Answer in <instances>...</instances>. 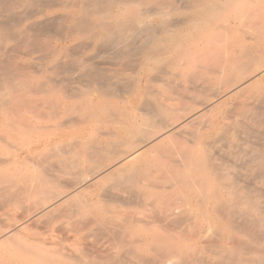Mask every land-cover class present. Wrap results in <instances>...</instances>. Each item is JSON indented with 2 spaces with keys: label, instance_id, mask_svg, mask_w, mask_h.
<instances>
[{
  "label": "bare ground",
  "instance_id": "bare-ground-1",
  "mask_svg": "<svg viewBox=\"0 0 264 264\" xmlns=\"http://www.w3.org/2000/svg\"><path fill=\"white\" fill-rule=\"evenodd\" d=\"M52 9H60L62 13L52 15L50 12ZM258 11L263 15L260 23L256 21L261 16L257 14ZM263 11L264 0H0V65L3 66L9 59L16 58L19 43L31 35L35 37L34 46L31 45V50L34 48L33 50L41 54H39L40 57L32 58L30 54L32 51L29 53L30 47L28 53L25 54L31 55V57L28 55V59L31 58V60L29 59L31 64L33 59L38 58L39 62L34 61L38 64L35 67L38 66L36 69L41 75L45 74L44 81L38 83L36 81L37 84H33L32 91L22 96L23 100L29 101L31 107L29 113L33 115L31 118L34 119L28 122L29 116H27L28 119L25 117L27 120L22 116L28 122L26 124L21 123L25 128L24 130L21 129L22 133L18 130L21 124L13 123V126L16 125L14 128L17 127V131H19H14L16 134H27L30 129L41 131V129L47 128L45 126L46 121H48L47 123L52 122L51 127L54 126L55 128L69 125L71 126H68L69 128L81 130L88 126H94L95 129L90 133L92 137L87 141L80 140L82 141L79 143L81 151L78 144L79 150L73 148L72 150L75 155L80 154V152L83 156L90 155V153L103 154L107 147H112L120 142L124 143L125 141L123 142L122 139L126 136L136 135L147 126L150 128V124L157 123L156 121L164 120L165 122V118L168 116H166L167 112H172L174 109L171 105H165L157 94L162 93L158 91L159 89H161L160 91L165 89V85L163 86L161 83H165L164 81L170 83V79H174L175 76L190 81L200 74L202 79L200 81H204L202 83L204 86L198 87L200 85L198 83L196 86L202 88V91L199 90L200 93L208 92L207 94L211 99L205 100L204 96L207 95H202L204 100L200 103V107H202L205 115L206 112H216V116L213 115V121H210V126L209 124L206 125V127H210H208V133H205L206 129H203L205 131L201 133L202 128L200 132L197 131L198 127H196L197 130L194 127L206 123L203 122L205 118L203 119L204 114L202 112L185 116L186 118H182L184 120L179 122L180 124L177 122L171 124V122L165 125L163 132H161L163 135L170 133L172 135L176 133L184 135L185 139L186 136L190 139L188 145L190 142L194 144V146L183 148L177 154L179 158L173 157L175 151L170 148L160 149V141H164L167 136L165 139L162 137L163 140H160V137L157 140L159 142L155 143L154 141L155 144L152 145L149 142L150 138L146 139V136L142 139L138 138L140 139L139 141L137 139L139 146L151 147L155 150L151 149L150 153L153 151L156 153V149H160L158 150L159 154L153 155V160L149 161L151 158L148 162L147 159L144 160L145 152L143 149L134 152L126 151L123 158L122 155L119 157L118 163L113 166L109 165L110 167L105 168L100 173L96 172L99 171L98 169L94 172L96 174H90L89 169L85 176L89 174L91 178L82 179L79 187H77L79 183L75 184L77 189L74 188L76 192L73 191L75 192L73 196H71L73 193L69 194L71 198L67 197L66 194V197L58 199L61 204L57 202V197L56 200L54 199L62 208L67 207L65 203L68 205L77 204L78 208L75 211L72 210L74 207L69 211L70 215L76 217L77 224L81 225V228H76V232L73 229V234L76 233V236L73 237L75 238L74 241L72 240L74 243L75 241L82 242L85 233L88 232V235L92 236L90 231H94L95 236L104 235L103 237L100 236L99 240H101L100 238L106 239V237L109 239L110 242L108 241V243H110V247L112 246L111 251L107 249L109 252L102 255L99 253L98 256H102L99 259L80 258L81 255L79 258H69L70 262L68 260L65 262L64 259L63 263L58 260L59 263H57L56 259L54 262V258L51 260V257L48 258L49 256L46 259L45 250L42 248L46 242L42 240L45 243L42 242L43 245H41V241L37 242L40 238L34 237L38 239H35L37 243L32 242L34 238L30 241L32 245L34 244L31 251L34 252L35 261L41 260L42 262L49 259L51 264H72L71 259L76 261L75 264H264V134L261 132L264 129V84L256 86V81L255 84H253L254 81L252 84H245V82L241 84L242 80L237 81L236 84L233 83L234 85L230 84L231 77L232 79L237 78L234 76L241 75L242 72L246 73L244 68L248 64L257 58L259 59V56L264 57ZM253 15H258V17L252 18ZM254 19L257 23L253 22ZM246 33H248L247 37ZM28 40L30 41V39ZM30 43L33 44L32 41ZM37 53L34 52L36 55ZM212 54L217 59V64L209 62L207 57ZM63 59H68V61H63ZM250 67H246L248 71ZM14 72L16 73V71ZM243 73L241 79L244 78L245 74ZM261 74L264 75V66ZM3 76L1 77L4 78ZM42 78L40 79L42 80ZM12 80L7 79L0 84V115L2 116L1 119L6 121L4 128L12 126L10 119L14 114L9 110L10 107L7 109L6 105L10 102L9 99L11 100L14 88L15 90H23L22 87H24L21 83V86H13ZM69 80L83 83L86 85V89L74 88L68 93L65 92L66 88L64 87V90L60 83ZM184 80L183 82H185ZM21 81L23 80L17 79L16 82ZM172 90L170 89V91ZM20 93L23 92L20 91ZM190 93L192 92L190 91ZM14 94L16 96L18 93ZM108 96H112L114 99H116L115 97L123 99L122 102L136 97L138 106L136 109L142 117L136 114L137 112L134 115L126 114L125 106L122 108L123 106L120 104L121 107L118 105L110 106L112 101L106 100ZM16 98L18 101V97ZM231 99L238 100V115L226 123L227 115L224 117L225 111H223V107L221 108V104L228 103V100ZM235 103L237 104V102ZM39 110L43 111L44 115L40 113L43 116L38 114L41 112ZM229 112L231 113V110L227 113ZM235 114H237L236 111ZM19 115L21 116V113ZM210 115L208 116L211 117ZM60 117L65 118L64 123L58 121ZM221 117L225 119L220 121ZM13 119L15 120V117ZM206 119L209 121L211 118L206 117ZM188 126H193L196 131H189ZM62 128L64 129V127ZM25 130L26 132H23ZM52 130L53 128L46 131L47 134ZM5 132L8 133L9 131ZM5 132L3 131V133ZM84 132L86 131L84 130ZM38 133L33 131L30 136L41 134ZM119 135L125 137L122 138ZM103 136L108 139H102ZM117 136L121 139L116 138ZM29 140L25 141V144L30 142ZM34 140L31 141L34 142ZM11 141L13 140L11 139ZM19 141L18 139L16 142L19 144ZM44 142L42 138V140H37L32 144L28 143L26 148L24 146V149L22 148L23 150L18 154L15 153L17 155L14 156L22 157L24 160L41 159L42 162L47 163L51 151L46 149L47 146L44 145ZM17 143H15L16 147L18 146ZM23 145L20 144V146ZM183 145H186V142ZM52 146L55 147V145ZM6 152L10 153L11 150H6ZM57 153L55 152V155ZM51 154L53 155V153ZM152 154L147 153L145 157ZM160 156L169 158V163H161ZM57 157L62 171L68 172L74 165V160H71L70 157V160L66 157L65 159L59 158V154ZM87 157L89 160L90 157ZM2 159L5 160V157ZM13 161L15 163L16 160H12V163ZM22 162L21 160L20 165H23ZM50 165L48 164V166ZM75 166L76 164L73 167ZM10 173L7 172V175ZM56 173L58 175L59 171ZM11 176L12 179L11 177L8 179H11L12 182L15 181L12 174ZM5 177L8 182H11L7 176ZM24 178L26 177L24 176ZM18 179L22 181L23 177ZM26 180L22 182L23 184L20 181V184L25 186L28 181ZM67 182L69 183V181ZM75 182L77 183V181ZM44 184L47 187L50 185L48 182ZM96 185H99L100 189L98 186L99 191L94 194L95 200L93 197L90 201L89 197L86 201L79 199L82 191L88 190L87 192H89L91 190L93 192L91 188ZM32 187L31 189H34ZM12 189L13 185L11 189L5 185L4 187L0 186V207L15 210L17 202L14 198L15 190ZM19 189L20 186L18 192ZM38 189L37 187V193L41 192ZM115 190L119 192L115 194ZM40 192L39 194H41ZM81 194L82 199H84L83 193ZM112 195L119 198L123 196L125 200L127 198V204L136 202L138 206L140 204V207L143 205L145 208H149L151 221H147L145 218L146 221H140L139 224L134 221L135 219L133 220V217L139 219L137 215H134L135 212L132 218L129 217L131 214L126 215L125 211H123L125 215L120 213L118 207L111 201L112 198L109 199ZM21 197L23 196L19 198ZM49 202L51 203V201ZM117 204L119 205V203ZM46 205L45 203L43 206L46 208ZM49 205L51 207L47 206L46 209L43 206L40 207L42 208L41 211L35 212V215L30 219L25 217L27 221L22 223L33 224V222L41 221L44 217L47 218V215L50 217V213H55L57 208H53L52 204ZM36 210L38 209L36 208ZM125 210L131 209L126 208ZM142 210L139 209L138 211ZM143 211L140 213L144 214ZM6 212L8 213V211ZM9 212L11 213V211ZM146 213L145 215H147ZM142 214H140L141 219L144 218ZM15 217H20L21 220V216L17 217L16 215ZM73 219L72 227L75 226V218ZM68 222L70 223L69 219ZM10 227L12 228H8L9 231H6L7 233L5 232L4 235L0 233V243L2 241L8 242V239L12 237L11 235L20 230L16 228L18 226ZM69 233L70 236L71 231ZM14 236L18 235L15 234ZM23 238L27 240V237ZM25 240L23 242H26ZM84 240L83 243H86ZM30 241L23 244H28L30 248ZM95 243L97 247V242ZM101 244H98V247L99 245L105 247L104 243ZM92 247H94L93 244ZM6 249L7 254L12 252L9 247ZM103 249L102 252H104ZM107 250L105 249V251ZM49 251L48 248L46 253ZM24 252L26 251H23L22 254ZM15 254L14 256H16ZM28 256L31 258L30 255ZM16 257L18 258V256ZM31 259L29 260L31 261ZM16 261L19 263V260L16 259Z\"/></svg>",
  "mask_w": 264,
  "mask_h": 264
},
{
  "label": "rangeland",
  "instance_id": "rangeland-1",
  "mask_svg": "<svg viewBox=\"0 0 264 264\" xmlns=\"http://www.w3.org/2000/svg\"><path fill=\"white\" fill-rule=\"evenodd\" d=\"M51 14L52 15H59V14H61L62 13V11H60V9H52L51 11ZM55 12V13H54ZM260 11H258L257 12V14H259V16H260V19H259V17H258V15H253V17L252 18H257L256 19V21L258 22V23H260L261 21H262V19H263V15H262V13L260 12ZM264 12V11H263ZM256 14V13H255ZM255 21V19L253 20V22H255V23H257ZM30 37H27L26 39H23L20 43H19V47H18V53H16V58H14V59H9L7 62H6V64H4L3 66H1L0 65V73H1V75H0V84L3 82V81H5V80H10V79H13L12 80V83H13V86H17V85H19V86H21V85H23L24 87H22L23 88V90H18V89H16L15 90V88H14V92H13V95L11 96V100L9 99V101L10 102H8L9 103V105H11V106H9L8 105V103H7V109L10 107V111L11 112H13L12 114H14L13 115V117H15V120L13 119V117L10 119L11 121V123H12V126L10 125V126H8V127H6V128H4V125H5V122H4V120L3 119H1L2 118V116L0 115V125H2V126H0L1 127V129H0V133L2 134H0L1 136H0V164H1V166H0V170H3V171H0V186L1 187H4V185H5V187H8V188H12V185H13V191H14V193H15V196H14V198H15V201L17 202V205H15V210L13 209L12 210V208L9 210V209H5V208H2V207H0L1 209H0V233L1 234H5V232L6 231H9V229L8 228H12V227H10V226H14V227H16V226H18V227H16L17 229H20L19 231L17 230V232L15 233L16 235H18V236H14L15 234H13V235H11L12 237L11 238H9L8 239V242L6 241V242H4V241H2V243H0V263L1 264H43L44 262H45V264H51L48 260L50 259V257H51V260L53 259L54 260V262H55V259H56V262H57V260L60 262V263H63L64 262V259L66 260L65 262H70V260H69V258H71V257H80L81 255V257L80 258H82V257H86V258H88V259H90V260H92V258H94V259H99V258H101L102 256V254H105V253H107V252H109V250L111 251V249H112V246L110 247V243H108V241H109V239L106 237V239L105 238H100L101 240H99V237L101 236V237H103L104 235H97V236H95L96 234L94 233V231H90L91 233H92V236H90V235H88V232L87 233H85L86 235H85V240H84V242H86V243H83V240H82V242H81V244H80V242L78 243V242H76L75 241V243L73 242L74 241V239L75 238H73V237H75L76 236V233L75 234H73L74 233V231H73V229H75V232H76V230L78 229V228H81V225H79V223L77 224V219H76V217L74 216V215H70L69 214V211H71V208H73L72 210H76V208H78L77 207V204H71V205H73V206H71L70 204V206L67 204V203H65V205H67V207L66 206H64L63 204V206H64V208H62V206L61 207H59L58 205L59 204H61V202L59 201L60 199H62V198H64V197H66V194H67V197H69V198H71V196H73L74 194H75V190L77 189V188H75L76 187V185H77V187H79V185H80V182L82 181V179L84 180V179H90L91 178V176H89V174L88 175H86L85 176V174L87 173V171H89V169H90V174H92L93 173V175L94 174H96V173H94L95 172V170H98L99 169V171H96L97 173H100L101 171H103L105 168H107V167H110L109 165H111V166H113V165H115L116 163H118L119 162V157L122 155V158H123V156H124V152H126V151H132V152H134V151H136V150H139V149H143V151L145 152V155H144V160H146L147 159V162H148V160L149 161H151V160H153V155L155 156V154L157 155V154H159V152H158V150H162L163 148H170V149H172L173 151H175V154H174V156L173 157H175L176 156V158H179V155H177L183 148H187V147H190V146H194V144H191L192 142H190L189 144L190 145H188V142H189V138L186 136V139H188V140H186L185 139V136L183 135H180V134H174V135H172L171 133L170 134H166V135H163L161 132H163L162 130H164V127H165V125L167 124V123H171V124H173V123H175L176 124V122H177V124H180L184 119H182V118H186V117H188L189 115H191V114H193V113H196V112H202V114H204V116H203V119H204V121H203V119H202V121L203 122H206V123H203V124H201V125H195L194 127L196 128V127H198L199 129L197 130V128H196V130L197 131H200L201 132V128H202V132L201 133H203V131H205V130H203V129H206V131H205V133H208V130H209V126H210V123L213 121L212 120V118H213V115H214V117L216 116V112L214 111H210L209 113L208 112H206V115L208 114H211L210 116L211 117H209L208 115L206 116L205 115V113L202 111V107H200V103L205 99V100H211L210 99V97L208 96V92L207 93H205L206 91H203V92H201L200 93V91H202V88H198V87H202V86H204V85H202V83L204 82H201L202 81V79L200 78L201 76H200V74L194 79V80H190V81H185L184 79H181V78H179V77H177V76H175V78L173 79V78H171L170 79V83H168V82H166V81H164L165 83H161V85L163 84V86H164V90L163 91H160L161 89H159L158 91L159 92H162V93H159V92H157V93H159V94H161L160 96H159V94H157L158 95V97L160 98V100L165 104V105H167V106H172V107H170V108H172V109H174L172 112H167L168 114H166V116L168 117H166L165 118V122H164V120L163 121H156L157 123H152V124H150V128H149V126H147L145 129H143V131H140V132H138V133H136V135L134 134H132V135H130L129 137L128 136H123V135H121L122 136V138H124V139H122L123 140V142L124 143H122V142H120V143H118V144H116V145H114V146H112V147H107V150L105 149V151H104V153L103 154H99V155H97V154H91L90 153V155H84L83 156V154H82V152H80V154L79 153H77L76 155H75V153L73 152V150H72V148L74 149V150H79L77 147H78V145H79V148H80V151H81V147H80V144L79 143H81L82 141H87L90 137H92V135L90 134V133H92V131H93V129H95V127L94 126H91V127H86V129H74V128H69V127H71V126H67L66 124V126H62V127H64V129L61 127V129L60 130H58L60 127H54V126H52L51 127V125L53 124L52 122H49V123H47L48 121H46V125L45 126H47V128H45V129H41V131H39V130H34V129H30V130H28V131H30L29 133H27V134H25V133H23V134H20V133H18V134H16L15 132H19V131H17V127L16 128H14L17 124H26V123H28L29 121H31L32 119H34L33 117L31 118V116H33V115H30V113H29V111H30V103H29V101L28 100H26V99H24L23 100V95H25V94H28L29 92H31L32 90L31 89H33L32 88V86L34 87V85L35 84H37L38 82H40V81H44L45 80V74H40L39 73V71H38V69H36L37 67H35L36 65H38L37 63H35L34 61H37V62H39L38 61V58L36 59H33L32 60V64H31V61H29V59L31 60V58H29L28 59V55L29 54H25V53H28L27 51H28V48L30 47V49H29V53H30V51H32L30 54L32 55V58H34L35 56L36 57H40V55L39 54H41V53H37L36 52V50H33L34 48H32V50H31V45H33L34 46V39H35V37H32L31 35H29ZM248 36V33H246V37ZM28 39H30V41L28 40ZM25 40H26V42H25ZM24 41V42H23ZM33 42V44L32 43H30V42ZM36 41V40H35ZM23 42V43H22ZM22 44H23V46H22ZM30 44V45H29ZM27 45V46H26ZM29 45V46H28ZM20 48V49H19ZM25 48H27V50H25ZM25 50V52H23L24 50ZM23 54H22V53ZM34 52L35 53H37V55L36 54H34ZM33 53V54H32ZM23 57V59H20V58H22L21 56ZM31 55H29L30 57H31ZM25 56H26V59H25ZM19 57V58H18ZM213 57V58H212ZM207 58H209V62H213L214 64H217L216 62H217V59L216 58H214V55L212 54V55H210V56H208ZM210 58H211V60H210ZM17 59H18V61L20 62H18L17 61ZM213 59V60H212ZM13 62L14 60H15V62H13V64H12V62ZM21 60V61H20ZM25 60H27L26 62H25ZM63 61H68V59L66 60V59H63ZM22 62H24V63H22ZM33 62H34V64H33ZM10 63V64H9ZM22 63V64H21ZM261 63H262V66H260L261 65ZM8 64V65H7ZM14 65V64H16V65H14V66H12V65ZM20 64V65H19ZM24 64V65H23ZM212 64V63H211ZM213 64V65H214ZM251 64V65H250ZM250 64H248L246 67L247 68H249L250 66L252 67V69H251V67H250V70L248 71L247 70V68L245 67L244 68V70L245 71H247L246 73H248V75H246V73H243V74H245L243 77L244 78H240L241 76H242V73H240L241 75H235L234 77H237V78H233L232 79V77L230 78V84H232V85H234V84H236L237 83V81H241V84H243L244 82H245V84H247V83H249V84H252V82H253V84H255L256 82V86H261V85H263L264 83H262V82H264V75L263 74H261L260 75V72H261V70L263 69V66H264V57L263 56H259V59L257 58V60H253ZM28 65V66H27ZM34 65V66H33ZM7 66V67H6ZM19 66V67H18ZM10 69V71H8V69ZM25 68H26V70H25ZM4 69V70H3ZM23 69V70H22ZM243 70V71H244ZM14 71H16V73L14 72ZM34 71V72H33ZM37 71V72H36ZM244 71V72H245ZM252 71V72H251ZM8 72V73H7ZM10 72V73H9ZM20 72H22V73H20ZM29 72V73H28ZM251 72V73H250ZM39 73V74H38ZM17 76V78H15L16 76ZM19 74H20V76H19ZM22 74V75H21ZM34 74V75H33ZM249 74H253L252 76L251 75H249ZM4 75V76H3ZM9 75H11V76H9ZM15 77H14V76ZM1 76H3L4 78H6V79H4V78H2ZM27 76H29V77H27ZM247 76H250V77H247ZM256 76V77H255ZM11 77V78H10ZM13 77V78H12ZM41 77H43L42 78V80L40 79ZM2 78V79H1ZM247 80H246V79ZM249 78V79H248ZM17 79L18 80H23V81H21V82H16L17 81ZM235 79V80H234ZM239 79V80H238ZM180 80H182V81H180ZM183 80L185 81V82H183ZM197 80H198V82H197ZM201 80V81H200ZM243 80H245V81H243ZM249 80H251V81H249ZM33 81V82H32ZM36 81H37V83H36ZM199 81H200V83H199ZM234 81V82H233ZM256 81V82H255ZM23 82H25V83H23ZM32 82V83H31ZM69 83V84H67V83ZM66 82H61L60 84L63 86L62 88L64 89V87L66 88V90H65V92H70L72 89H74V88H82V89H84L85 87H86V85H84L83 83H78L77 81H75V80H69V81H66ZM176 82H178V83H176ZM181 82H183V83H181ZM15 83V84H14ZM17 83V84H16ZM20 83H21V85H20ZM63 83V84H62ZM166 83H168V84H166ZM173 83V84H172ZM174 83H176V84H174ZM187 83V84H186ZM197 83L198 84H200L198 87L196 86L197 85ZM234 83V84H233ZM25 84V85H24ZM29 84V85H28ZM34 84V85H33ZM77 84V85H76ZM83 84V85H82ZM170 84V85H169ZM172 84V85H171ZM178 84V85H177ZM29 87H28V86ZM177 86V88H176V86ZM186 85H187V87H189V88H187L186 87ZM10 86V85H9ZM159 86H160V84H159ZM169 86V87H168ZM175 86V87H174ZM28 87V88H27ZM31 87V88H30ZM73 87V88H72ZM169 89H168V88ZM183 87V88H182ZM25 89V90H24ZM86 89V88H85ZM84 89V90H85ZM170 89L173 91H170ZM190 89V90H189ZM201 89V90H200ZM168 90V91H167ZM183 90V91H182ZM193 90V91H192ZM195 90H197L196 92H195ZM200 90V91H199ZM16 91V92H15ZM20 91H22L23 93H20ZM27 91V92H26ZM184 91H185V93H184ZM190 91L192 92V93H190ZM172 92V93H171ZM200 93V94H198V93ZM14 93H18L16 96H15V94ZM177 93V94H176ZM22 94V95H21ZM164 96H163V95ZM174 94V95H173ZM193 95V96H192ZM204 95H207V96H204V99H203V96ZM16 98V97H18V101L14 98V97ZM21 99H20V98ZM108 97H110V98H108ZM108 97H106L107 99L106 100H108V99H110L112 102H110V101H107L108 103L110 102V106L111 105H115V106H123L122 108H124V106H125V113L126 114H128V115H134L136 112V114H138L139 116H141V114L140 113H138V111H137V109H136V107H138L137 106V98L136 97H133V98H131L129 101H126V100H124V102H122V100L121 99H117V97H115L116 99H114V97H112V96H108ZM163 97V98H162ZM169 97V98H168ZM14 98V99H13ZM112 98V99H111ZM175 98V99H174ZM207 98V99H206ZM198 99V100H197ZM200 99H202V100H200ZM15 100V101H14ZM171 100V101H170ZM233 102H232V101ZM231 100H228L229 102L227 103H223V104H221V108L223 107L224 109H223V111H225V115H224V117H226V115H227V117H226V119H227V122L226 123H229V120L231 121L232 119H234L237 115H238V100L237 101H234V100H236V99H231ZM17 101V102H16ZM174 101V102H173ZM194 101V102H193ZM12 102V103H11ZM129 102V103H128ZM132 102V103H131ZM136 102V103H135ZM176 102V103H175ZM181 102V103H180ZM184 102V103H183ZM189 102V103H188ZM192 102V103H191ZM199 102V103H198ZM235 102H237V104L235 103ZM15 103V104H14ZM116 103V104H115ZM118 103V104H117ZM124 103V104H123ZM131 103V104H130ZM135 103V104H134ZM169 103V104H168ZM22 104V105H21ZM120 104V105H119ZM176 104V105H175ZM228 104V105H227ZM230 104V105H229ZM130 105H132V106H130ZM136 105V106H135ZM223 105V106H222ZM226 105L228 106L227 108H226ZM13 106V107H12ZM120 106V107H121ZM176 106V107H175ZM199 106V107H198ZM225 106V107H224ZM236 106V107H235ZM25 107V108H24ZM195 107V108H194ZM13 108V109H12ZM132 108V109H131ZM220 108V109H221ZM228 108H230V109H228ZM232 108V109H231ZM25 109V110H24ZM133 109H134V111H133ZM135 109H136V111H135ZM235 109V111H236V113L237 114H235V111H233ZM237 109V110H236ZM129 110H131V111H129ZM179 110V111H178ZM196 110V111H195ZM227 110V111H226ZM231 110V113L229 112V113H227L228 111H230ZM39 111H41V112H39ZM38 112V114L39 115H41V114H43L44 115V113H43V111L42 110H39ZM186 111V112H185ZM233 111V112H232ZM24 112V113H23ZM184 112V113H183ZM18 113V114H17ZM21 113V116L19 115ZM27 113V114H26ZM37 113V112H36ZM41 113V114H40ZM234 113V114H233ZM178 114V115H177ZM43 115H41V116H43ZM177 115V116H176ZM19 116V117H18ZM22 116H24L23 118L25 119V120H27L28 118V122H26L23 118H22ZM27 116H29L28 118H27ZM182 116H184V117H182ZM186 116V117H185ZM208 117V119L209 118H211V119H209V121L206 119V117ZM27 119H26V118ZM142 117V116H141ZM18 118V119H17ZM22 118V119H21ZM44 118V117H43ZM175 118H176V120H175ZM20 119V120H19ZM60 120H58V121H61V122H63L64 123V121L63 120H65V118H62V117H60L59 118ZM178 119V120H177ZM214 119V118H213ZM225 118H220L219 120L221 121V120H224ZM17 120H19V121H17ZM205 120H207V121H205ZM211 121V122H210ZM3 122V123H2ZM17 122V123H16ZM180 122V123H179ZM2 123V124H1ZM13 123H16V125L14 124V126H13ZM22 124L20 125L21 127L18 129V130H20L21 131V133H22V130L21 129H25V128H23L24 126H22ZM207 124H209V126H207L206 127V125ZM19 125H18V127H19ZM153 125V126H152ZM155 125V126H154ZM203 125V126H202ZM256 126V125H255ZM11 127V128H10ZM92 127H94V128H92ZM97 127V126H96ZM189 127H191L190 129H189ZM193 126H188V130L189 131H191V130H194L195 128H194ZM203 127H205V128H203ZM209 127V128H208ZM15 130H14V129ZM48 128H50V129H48ZM53 128V130H52V132H48V134H47V132L46 131H50L51 129ZM55 128V129H54ZM69 128V129H68ZM7 129V130H6ZM11 129V130H10ZM12 130H13V132L16 134H12L13 132H12ZM45 130V131H44ZM84 130L86 131V132H84ZM149 130V131H148ZM155 130V131H154ZM159 130H161V131H159ZM196 130H194V131H196ZM3 131L5 132V131H9L8 133H3ZM12 133H11V132ZM33 131L36 133V131H37V133L39 132V133H41V134H39V135H34V134H32V136H30L31 134L30 133H33ZM55 131H57V132H55ZM87 131H88V133H87ZM263 131H264V129H263ZM262 130H261V132L264 134V132H263ZM23 132H26V130L25 131H23ZM43 132V133H42ZM44 132H45V135H43L44 134ZM55 132V133H54ZM105 132V131H104ZM57 133V134H56ZM94 133V132H93ZM204 133V134H205ZM3 134H5L6 136H4ZM72 134H75V135H72ZM89 134V135H88ZM152 134V135H151ZM27 135V136H26ZM28 135H29V137H28ZM36 137V139L34 140V136ZM42 135V136H41ZM58 135V136H57ZM163 135V136H162ZM4 136V137H3ZM9 137V139H8V137ZM19 138H18V137ZM37 136H39V137H37ZM46 136V137H45ZM77 136V137H76ZM89 136V137H88ZM120 136V135H119ZM120 136V137H121ZM142 136V137H141ZM145 136L147 137L146 139H149L150 138V140H149V142H150V145H152V144H155V143H157V142H159V141H157L160 137L162 138V137H164V139H165V137L167 136V138L164 140V141H160L161 143L159 144L160 145V149H156L157 151H156V153H154V149H152L151 147H149L150 148V150H149V148H147V147H145V148H143L142 146H139L138 145V141L140 140V139H142L143 137L145 138ZM169 136V137H168ZM15 137H16V139H15ZM33 137V138H32ZM57 137V138H56ZM75 137V138H74ZM128 137V138H127ZM181 137V138H180ZM182 137H184V138H182ZM38 138V139H37ZM42 138H43V140L45 141L44 142V145L45 146H47V148L46 149H48L49 151H51L50 152V159L47 161V163L46 162H42V160L40 161V160H38V159H36V158H30V159H23L22 157H19V156H17V157H15L21 150H23L24 148V146H25V148L29 145L28 143H31L33 140H34V142L35 141H37V140H42ZM48 138V139H47ZM60 138V139H59ZM73 140H71V139ZM79 138V139H78ZM87 138V139H86ZM102 139L104 138L105 140H106V138H105V136H103V137H101ZM116 138H119L118 136L116 137ZM138 138H140V139H138ZM160 138V140H163V138L161 139ZM180 138V139H179ZM11 139L13 140V141H11ZM18 139L20 140L19 141V144L17 143L18 142ZM28 139H30L29 141L30 142H27L26 144H25V141H27ZM62 139V140H61ZM108 139V138H107ZM119 139H121V138H119ZM137 139H138V141H137ZM211 139V138H210ZM32 140V141H31ZM80 140H82V141H80ZM173 140V141H172ZM179 140V141H178ZM15 141V142H14ZM17 141V142H16ZM23 141H24V143H23ZM49 141H50V143H49ZM67 141V142H66ZM74 141H77V142H74ZM154 141H155V143H154ZM9 142V143H8ZM34 142H32V143H34ZM72 142V143H71ZM174 142V143H173ZM181 142V143H180ZM183 142V143H182ZM186 142V145H183L184 143ZM15 143H17V147H16V144ZM31 143V144H32ZM49 143V144H48ZM58 143H59V145H58ZM61 143H64V144H61ZM132 143V144H131ZM6 146H5V145ZM20 144L21 145H23V146H20ZM68 146H67V145ZM78 144V145H77ZM120 144V145H119ZM135 144V145H134ZM170 144V146H168V145ZM173 144V145H172ZM175 144V145H174ZM180 144V145H179ZM4 145V146H3ZM27 145V146H26ZM52 145H55V147L54 146H52ZM64 148V149H66V150H64L61 146ZM66 145V146H65ZM136 145H138V146H136ZM20 146V147H19ZM65 146V147H64ZM177 146V147H176ZM9 147V148H8ZM50 147H51V149H50ZM57 147V148H56ZM6 148H8V149H6ZM18 148V149H17ZM21 148V149H20ZM23 148V149H22ZM68 148V149H67ZM177 148V149H176ZM62 149H63V151H62ZM131 149V150H130ZM154 150L152 153H150L152 150ZM6 150L7 151H9V150H11V152L9 153V152H6ZM149 150V151H148ZM60 151V152H59ZM64 151H65V153H64ZM147 151V152H146ZM55 152H58L56 155H55ZM67 152V153H66ZM14 153V154H13ZM15 153H17L16 155H15ZM51 153H53V155L51 154ZM64 153V154H63ZM152 154V155H147V157H145L146 156V154ZM12 154V155H11ZM58 154L60 155V157L59 158H61V159H65V157L66 158H68L69 160H70V158H71V160H74L73 161V164L75 165L76 164V166L75 167H73L74 165H72V168L71 169H69L68 170V172H65V171H62V170H60V165H59V163H58ZM69 154V155H68ZM15 155V156H14ZM66 155V156H65ZM91 155H93V157H91ZM11 156V157H10ZM63 156V157H62ZM65 156V157H64ZM79 156V158H77ZM87 156H89L90 158H89V160L87 159L88 157ZM178 156V157H177ZM3 157H5V160L4 159H2ZM14 157V158H13ZM70 157V158H69ZM74 157V158H73ZM81 157V158H80ZM87 157V158H86ZM103 157V158H102ZM117 157V158H116ZM57 158V159H56ZM86 158V159H85ZM92 158H93V160H92ZM116 158V159H115ZM121 158V159H122ZM160 162L161 163H163V164H165V163H169V158L167 159V157H161L160 156ZM20 159V160H19ZM79 159H80V161H79ZM120 159V160H121ZM12 160H16L15 161V163H14V161H13V163H12ZM23 161L22 162V164L23 165H20L21 163H20V161ZM58 160V161H57ZM91 160V161H90ZM6 161V162H5ZM32 161V162H31ZM34 161H36L37 163H35ZM41 163H40V162ZM51 161H52V163H51ZM77 161V162H76ZM83 161H85V162H83ZM102 161V162H101ZM164 161V162H163ZM28 162V163H27ZM75 162V163H74ZM81 162V163H80ZM146 162V161H145ZM5 163V164H4ZM50 163H51V165H50ZM82 165V164H85V165H80V164ZM92 163V164H91ZM4 164V165H3ZM17 164V165H16ZM25 164H27V165H25ZM45 164V165H44ZM48 164L50 165V166H48ZM77 164L79 165L78 167H80L79 169H77L78 167H77ZM97 164H99V165H97ZM46 166V167H44V166ZM3 166V167H2ZM21 166H23V167H21ZM54 168H53V167ZM93 166H95V167H93ZM100 166V167H99ZM42 167V168H41ZM44 167V168H43ZM57 167V168H56ZM2 168V169H1ZM17 168V169H16ZM48 168V169H47ZM51 168V169H50ZM59 168V169H58ZM96 168V169H95ZM83 169H85V170H83ZM87 169V170H86ZM53 172H52V171ZM75 170V171H74ZM48 171V172H47ZM54 171H56V172H58L59 171V173L61 174V176H60V174L58 173V175H57V173L56 172H54ZM72 171V172H71ZM92 171V172H91ZM7 172L8 173H10V175L8 174L7 175ZM49 172H50V174H49ZM85 172V173H84ZM4 173H5V175H4ZM14 173V174H13ZM79 173V174H78ZM89 173V172H88ZM11 174L13 175V180H15V181H11V179H12V176H11ZM44 174V175H43ZM54 174V175H53ZM19 177H18V176ZM56 175H57V177H56ZM69 175V176H68ZM92 175V176H93ZM2 176V177H1ZM5 176H7V179L9 178V177H11V179H8V180H10L11 182H8L7 180H6V177ZM24 176L26 177V178H24ZM52 176V177H51ZM65 176V177H64ZM67 176L70 178L69 180H68V178H67ZM21 177H23V179H22V181H21V179H18V178H21ZM30 177V178H29ZM46 177H47V179H46ZM60 177V178H59ZM63 177V178H62ZM89 177V178H88ZM4 178H5V180H4ZM16 178V179H15ZM31 178H33V180H31ZM79 178H81V180H79ZM2 179V180H1ZM25 179H27L26 181L28 182V184H30V185H28L27 184V182H26V185H25V183H24V185L25 186H23L22 184V182H24L25 181ZM78 180H79V182H78ZM17 181V182H16ZM20 181H21V183L22 184H20ZM32 181V182H31ZM67 181H69V183H70V185H69V183L67 182ZM75 181H77V183L75 182ZM3 182H4V185H3ZM39 182H42L41 184H38ZM48 182V185H49V183H50V185L47 187V186H45V184L44 183H47ZM52 182V183H51ZM73 182H74V184H73ZM14 183H15V185H14ZM19 184V186H20V189H19V192H18V188H19V186H17ZM32 184H33V187H32ZM38 184V185H37ZM76 184V185H75ZM8 185V186H7ZM36 185H37V187L41 190V194H39V192L37 193V187H36ZM41 185V186H40ZM43 185V186H42ZM54 185V186H53ZM73 185H74V187H73ZM11 186V187H10ZM28 186V187H27ZM57 186V187H56ZM99 185H96V186H94L93 188H91V189H93V192L90 190L89 192H87L88 190H85V191H82L81 193H83V198L85 199H82V194L80 193V196L81 197H79V199L81 200V201H86V200H88L89 198V201L91 200V198L93 197V199L95 200V198L96 197H94V194H96L98 191H99V189H100V186L98 187ZM15 187H16V189H15ZM23 187H25V189H22ZM31 187L32 188H36L35 190H36V193H35V190L34 189H31ZM99 189H98V188ZM47 188H48V190H47ZM74 188H75V190H74ZM96 188V189H95ZM38 189V190H39ZM79 189V188H78ZM96 191H95V190ZM16 190H17V192H16ZM26 191V193H25V191ZM29 190H32V191H29ZM33 190H34V192H33ZM43 190V191H42ZM28 191H29V194H28ZM48 191V192H47ZM52 191V192H51ZM73 191H75V192H73ZM30 192H33V193H31L30 194ZM42 192H44V193H42ZM85 192H87L86 194H85ZM93 194H92V193ZM119 191H116L115 190V194L116 193H118ZM17 193V194H16ZM49 195H48V194ZM73 193V194H72ZM18 194H19V196H18ZM24 194H27V195H24ZM35 194V195H34ZM69 194H72L71 196L69 195ZM123 194V193H122ZM58 195H61V196H58ZM69 195V196H68ZM20 196H23V197H21V198H19ZM63 196V197H62ZM16 197H17V199H16ZM56 197H57V202L59 203H57L55 200H56ZM58 197H60V198H58ZM89 197V198H88ZM87 198V199H86ZM112 198V202H114V205L115 206H117L118 207V210H119V212L120 213H122V214H124L125 215V213L123 212V211H125L126 212V215L127 214H131L129 217H133L134 215L136 216H138V218L140 219H136L135 217H133V220L134 221H136L137 223H139L140 224V221H151V218H149V211H148V209L147 208H145V206H143V205H141L142 207H140V204H139V206H138V203H136V202H129L128 204H127V198H126V200L125 199H123V196H121L120 198L118 197V196H116V197H114L113 195L109 198V199H111ZM114 198H115V201H114ZM55 199V200H54ZM59 199V200H58ZM53 200V201H52ZM18 201H19V203H18ZM49 201H51V203L49 202ZM122 202V204H120ZM39 203V204H38ZM47 204L46 205V208H48V207H51L49 204H52L53 206V208H57V211H55V213L53 212V214L52 213H50V217H49V215H47L46 217L47 218H43L41 221H37V222H33V224L32 223H27V224H23V223H25V221H27V219H30V217H32L33 215H35V212H39V211H41L42 210V208H40V207H42L44 204ZM56 205H54V204ZM57 203V204H56ZM117 203H119V205L117 204ZM20 204H21V206H20ZM124 204V205H123ZM48 206V207H47ZM58 206V207H57ZM119 206H121V207H119ZM138 206V207H137ZM44 207V206H43ZM66 207V208H65ZM134 209H133V208ZM13 208H14V206H13ZM36 208L38 209V210H36ZM45 207H44V209H46ZM69 208V209H68ZM131 209V210H125V209ZM137 210H136V209ZM2 209H5V210H2ZM19 209V210H18ZM43 209V210H44ZM141 210V209H145L146 211H147V213H146V211H143V213L144 214H142V213H140V212H142V211H138V210ZM34 210V211H33ZM6 211H8V213L6 212ZM9 211H11V213L9 212ZM18 211V212H17ZM122 211V212H121ZM139 212L138 214H137V212ZM32 212H33V214H32ZM133 212V213H132ZM134 212H135V214H134ZM20 213H22V214H20ZM29 213V214H28ZM145 213L147 214V215H145ZM134 214V215H133ZM140 214H142L143 216H144V218L142 217V219L140 218L141 216H140ZM17 215V217L18 216H21V220H20V217L19 218H16L15 216ZM53 215V216H52ZM23 216H24V219H23ZM28 216H29V218H28ZM70 216V217H69ZM72 216V217H71ZM27 219H26V218ZM64 217V218H63ZM67 217H68V219H69V221H70V223L68 222V219H67ZM49 218V219H48ZM72 219V222H71V219ZM73 218H75V226L73 225V227L71 226L72 224L71 223H74V219ZM146 218V220H144ZM49 220V221H48ZM43 221V222H42ZM23 222V223H22ZM35 223H37V224H35ZM38 223H40V224H38ZM142 223V222H141ZM25 225H26V227H25ZM28 225V226H27ZM35 225V226H34ZM79 226V227H78ZM77 228V229H76ZM20 231H21V233H20ZM58 231H60V232H58ZM71 231V235L69 236V232ZM19 232V233H18ZM43 232V233H42ZM68 232V233H67ZM7 233V232H6ZM39 233V234H38ZM0 234V235H1ZM90 234V233H89ZM67 235H68V237H67ZM32 236V237H31ZM86 236H88V237H90V238H92V239H94L93 241H92V239H90V238H88L87 237V239H86ZM23 237H27L26 239L27 240H25ZM30 239H29V238ZM34 237H37L38 239L40 238V240H38V239H36V238H34ZM0 238H1V236H0ZM34 238V239H33ZM32 239H33V241H32ZM35 239L36 240H38L37 242H39V241H41V245H43V243H45L43 246H42V248L45 250V254H46V256L45 255H43V256H45L46 257V259H47V256H49L48 258V260H43L42 262H41V260H37V261H35L36 260V257H34L33 256V254H34V252L33 251H31L32 250V246L34 245H32V242H36L35 241ZM71 239V240H70ZM105 239V240H104ZM1 240V239H0ZM26 241L27 243H29L28 241H30V248L28 247V244H23V243H26V242H23V241ZM42 240H44V241H42ZM57 240V241H56ZM69 240H70V243H69ZM73 240V241H72ZM55 241V242H54ZM59 241H61V242H59ZM91 241L93 242L92 244H93V246L94 247H92V244H91ZM97 242V247H96V243L95 242ZM104 241V242H103ZM4 242V243H3ZM36 242V243H37ZM43 242V243H42ZM106 242V243H105ZM110 242V241H109ZM49 243V244H48ZM76 244V245H74V244ZM78 243V244H77ZM90 245H89V244ZM94 243H95V245H94ZM100 243H102L101 245H103V243H104V245H105V247L104 246H100L99 245V247H98V244H100ZM11 244V245H10ZM51 244V245H50ZM53 244V245H52ZM59 244V245H58ZM80 244V245H79ZM83 244V245H82ZM3 245H5V246H3ZM10 245V246H9ZM19 245V246H18ZM26 245V246H25ZM48 245V246H47ZM58 245V246H57ZM74 245V246H73ZM88 245V246H87ZM17 246V247H16ZM21 246V247H20ZM25 246V247H24ZM46 246V247H45ZM52 246V248H54V249H56V248H58V249H56V250H54V249H52V248H50ZM9 247V250H11L12 252V254L10 253V254H7L6 253V251H7V249L6 248H8ZM20 247V248H19ZM56 247V248H55ZM77 247V248H76ZM81 247H83V248H81ZM104 249H103V248ZM107 247V248H106ZM14 248H15V250H14ZM19 250H18V249ZM48 248H49V253L47 254L46 253V251H48ZM62 248V249H61ZM75 248H76V250H75ZM87 248V249H86ZM92 248H93V250H92ZM100 248V249H99ZM16 249H17V251H16ZM20 249H22V250H20ZM79 249V250H78ZM102 249H103V251L104 252H102ZM105 249L107 250V249H109V250H107V251H105ZM14 250V251H13ZM51 250H52V254H51ZM62 250V251H61ZM78 250V251H77ZM23 251H26V252H24L23 254H24V256H22L23 254H22V252ZM28 251V252H27ZM76 251V252H75ZM55 252V253H54ZM63 252V253H62ZM68 252V253H67ZM91 252V253H90ZM14 253H16L15 255L16 256H18V258L16 257V256H14ZM18 253H21V254H18ZM26 253H27V255H26ZM66 253V254H65ZM72 253V254H71ZM74 253V254H73ZM77 253V254H76ZM84 253V254H83ZM97 253V254H96ZM101 254V255H99L98 256V254ZM54 254V255H53ZM76 254V255H75ZM78 254H80V255H78ZM28 255H30L31 256V258H33L34 260H32ZM52 255V256H51ZM60 255V256H59ZM69 255V256H68ZM73 255V256H72ZM75 255V256H74ZM86 255V256H85ZM7 256V257H6ZM9 256V257H8ZM21 256V257H20ZM29 257V259H31V261L29 260V259H27V257ZM54 256V257H53ZM23 257V258H22ZM5 258V259H4ZM68 258V259H67ZM86 258H83V259H85L86 260ZM3 259L5 260L4 261V263H3ZM16 259L17 260H19V263H18V261H16ZM87 259V260H88ZM11 260H12V262H11ZM20 260H22V261H20ZM68 260V261H67ZM14 261H15V263H14ZM62 261V262H61ZM22 262V263H21ZM47 262V263H46ZM49 262V263H48ZM59 262H57V263H59ZM71 262H76V261H74V260H72L71 259ZM72 263V264H73ZM75 264V263H74Z\"/></svg>",
  "mask_w": 264,
  "mask_h": 264
}]
</instances>
